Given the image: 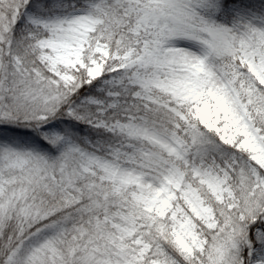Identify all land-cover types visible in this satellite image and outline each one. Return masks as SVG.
I'll use <instances>...</instances> for the list:
<instances>
[{
  "label": "snow or ice",
  "instance_id": "6c2138e0",
  "mask_svg": "<svg viewBox=\"0 0 264 264\" xmlns=\"http://www.w3.org/2000/svg\"><path fill=\"white\" fill-rule=\"evenodd\" d=\"M0 264H264V0H0Z\"/></svg>",
  "mask_w": 264,
  "mask_h": 264
}]
</instances>
